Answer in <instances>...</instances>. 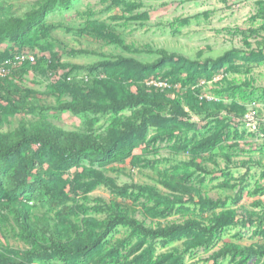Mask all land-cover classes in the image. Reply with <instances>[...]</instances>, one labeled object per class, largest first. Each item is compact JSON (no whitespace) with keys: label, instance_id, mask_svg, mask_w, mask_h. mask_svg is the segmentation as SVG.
<instances>
[{"label":"rangeland","instance_id":"rangeland-1","mask_svg":"<svg viewBox=\"0 0 264 264\" xmlns=\"http://www.w3.org/2000/svg\"><path fill=\"white\" fill-rule=\"evenodd\" d=\"M11 20L20 24L0 37V65L35 61L0 78L11 75L0 92V134L48 122L107 141L135 115L152 122L109 155L65 157L66 168L34 145L36 189L21 197L33 223L54 226L63 216L81 232L116 213L154 230L232 221L211 235L169 239L117 225L91 254L64 261L28 256L32 246L10 215L0 227V264H139V256L151 264H264L215 256L230 245L264 246V124L252 132L244 123L253 101L264 121V0H0V22ZM154 80L167 88L149 87ZM143 92L177 103L183 116L136 103ZM49 181L63 189L57 207L43 191ZM0 184L11 189L7 170Z\"/></svg>","mask_w":264,"mask_h":264},{"label":"trees","instance_id":"trees-1","mask_svg":"<svg viewBox=\"0 0 264 264\" xmlns=\"http://www.w3.org/2000/svg\"><path fill=\"white\" fill-rule=\"evenodd\" d=\"M35 13L30 14L32 18ZM13 20L4 23L0 22V37L4 35L5 30L18 26ZM52 65L55 61H51ZM16 76L19 73H15ZM11 75L6 79H0V92H4V85L8 82ZM1 97V94H0ZM136 100L147 104H157L169 106L170 110L179 116H183L182 111L175 102L167 101L162 98H154L146 93L139 94ZM147 114L135 115L133 118L126 119L123 130L110 137L107 141L98 140L90 136H82L72 132H66L58 129L48 122H39L30 127L22 124L11 134H0V171H8L11 182V189H3L0 184V227L1 224L13 215L15 225L19 230V237L25 243L32 246L28 252L30 257H48L56 258L64 261H74L86 257L97 249L103 241L109 236L115 226L128 225L144 236L152 239H169L174 236L186 234L192 231H200L204 234H212L214 230L221 226L227 225L232 218H222L215 222L214 227L205 229L199 223L187 221L183 225H173L166 229H149L140 224L137 220L129 217L126 213H116L109 217L104 223L97 225V229H93L87 221L86 226L81 232H78L76 226L60 217L58 224L50 226L47 222H41V226H37L31 221L30 212L27 205L28 200L21 197L36 189V184L32 179V163L30 162V154L34 145L39 148L58 155V165L65 167L63 163L65 157L79 158L87 152H96L102 155H109L119 146H124L138 132H145L147 123H152L147 119ZM4 118V110L0 108V124ZM136 122H139L137 125ZM178 192H186L180 188H174ZM43 191L49 199L53 207H57L63 201V189L57 183L49 181L44 183ZM205 202V201H201ZM96 223V222H94ZM70 232H77L76 239L72 242H65L63 238H67ZM85 235V238L82 236ZM42 242H36L37 239ZM217 258L230 257L235 261L242 258L241 262H245L252 257H264V246L257 248H241L237 246H227L220 250L216 255ZM151 264V259L139 256L136 262L142 264ZM155 264H163L157 262ZM171 264V263H164Z\"/></svg>","mask_w":264,"mask_h":264},{"label":"built area","instance_id":"built-area-1","mask_svg":"<svg viewBox=\"0 0 264 264\" xmlns=\"http://www.w3.org/2000/svg\"><path fill=\"white\" fill-rule=\"evenodd\" d=\"M34 62L35 59L32 56H18L15 59H7L0 65V78L6 76L9 72L8 68L13 67L14 64H21L22 62ZM148 86L157 89L164 90L167 88V84L160 80L150 81ZM245 127L252 132L259 129L264 124V121L260 118L259 105L256 101L251 102L250 108L247 111L244 118Z\"/></svg>","mask_w":264,"mask_h":264}]
</instances>
